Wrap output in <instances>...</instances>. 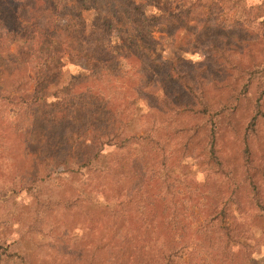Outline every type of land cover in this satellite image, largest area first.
<instances>
[{
    "label": "trees",
    "instance_id": "trees-1",
    "mask_svg": "<svg viewBox=\"0 0 264 264\" xmlns=\"http://www.w3.org/2000/svg\"><path fill=\"white\" fill-rule=\"evenodd\" d=\"M249 1L0 0L1 151L12 148L13 131L20 128V122L30 130L46 121L40 114H51L46 110L62 97L56 94L59 88H68L74 97L76 87L88 82L107 84L113 91L125 83L126 93L132 96L124 99L125 106L131 99H141L148 106L147 113L138 114L137 120L130 111L129 120L124 119L126 113H116L115 117L123 118L90 137L95 152L84 155L85 160L71 154L75 167L65 172L74 181L56 192V201L71 197L63 201L61 212L57 213L61 200L56 209L43 199L42 188L37 192L34 184L22 181L33 176L30 171L24 170L21 176L17 172L20 177L11 173L10 179L0 183V205L11 203L10 197L19 191L31 202L27 215L23 216L22 205L8 213L7 226H18L20 237L14 246L19 251L26 253V243L45 250L48 240H42L44 230L54 228L58 218L68 221L70 227L81 220L93 225L90 230L100 227L97 235L89 232L92 248L85 264H96L94 251L104 240H108L109 249L118 245L121 236L128 245L112 251L114 258H106L105 264L127 260L131 264L247 262L251 246L242 240L253 236L250 226L264 212V36L258 38L254 51V44L247 42L238 53L231 43L209 41L208 53L214 56L207 65L171 51L167 59L161 57L167 51V38L187 53L197 50L210 36L224 38V30L230 28L225 17L232 13L236 22L245 18V23L258 20L257 25L263 24L264 0L255 5ZM149 6L152 11H147ZM239 8L242 13L238 15ZM239 27L253 34L248 27ZM229 51L234 55L229 57ZM80 59L84 61L83 76L65 77V66ZM98 96L106 110L121 94L110 97L101 89ZM153 96L159 100L149 105ZM14 105H20L22 112L15 113ZM145 120L148 125L142 126ZM74 122L82 125L78 118ZM225 139L240 146L237 169L235 162L229 165L233 168L225 169ZM63 143L66 141L58 144ZM106 146L114 151L104 153ZM195 156L205 174L227 179L230 188L225 189L226 197L198 206L193 199L196 194L181 192L186 175L182 160ZM46 159L54 161L52 155ZM60 160L64 168L65 161ZM209 180L204 184L215 190ZM98 193L104 194L97 201L101 206L95 201ZM77 200L84 204L77 207ZM32 207L40 210L38 216L33 215ZM192 208L204 213L195 230L182 221L184 214H176ZM80 226L84 231L86 226ZM183 247H187V260L178 253ZM128 253L133 254L131 259ZM10 255L9 247L0 243V264Z\"/></svg>",
    "mask_w": 264,
    "mask_h": 264
},
{
    "label": "rangeland",
    "instance_id": "rangeland-1",
    "mask_svg": "<svg viewBox=\"0 0 264 264\" xmlns=\"http://www.w3.org/2000/svg\"><path fill=\"white\" fill-rule=\"evenodd\" d=\"M260 1L261 0H250L249 2L251 5H255ZM241 10L242 8L237 10L238 15L239 13H242L239 12ZM147 11H152V8L149 6ZM172 11L173 10H171V12ZM232 14L231 17H225V25H229L228 27L230 28L224 30V38H221L218 34L210 36L208 41L203 42L204 44H199V48H197V50L190 51L188 53L178 49L177 46L175 47L174 45H171L172 43L170 42V39L167 38L164 39V43H167L168 45L166 48L167 51L163 53V57H161V59H167V56H169L167 53L171 51L172 54H180L187 59L198 62L199 65H207L209 64V61L211 62L213 60L214 56V54L211 55L208 53V45L210 43L209 41L219 43V45H222L225 42L231 43V45H235L231 49L237 53L241 47H245L246 43L250 42V45L254 44V51L256 45H258L256 44L258 38H262L264 36V23L257 25L259 24L258 20H250L251 23L248 24L245 23V18L243 21L239 20V22H236V20L234 21ZM237 24L248 27L253 34H248L244 31H241L239 27L240 25ZM241 41L246 42L240 45V43H242ZM112 43L115 44V41H112ZM227 53H229V57L234 55L230 51ZM83 66L84 61L82 59L75 63H68L65 66L67 69L66 73H64L65 77L72 75L83 76ZM65 77L63 80L64 82H67V78ZM101 89H104L106 92L108 91V93L111 95L110 97H115L121 94L120 99L127 100L132 98V96H129L126 93L127 89L125 83H122L121 86L113 91L107 84L88 82L84 86L76 87L77 95L74 97L70 96L72 91H70L68 88L57 89L56 94L61 95L62 97L58 103L55 104V106L46 110L51 114H40L41 118L46 119V121L39 122L40 120L38 119L35 121L39 122L37 127H33L30 130L23 128L24 122H20V128L16 131H13L14 139L11 144L12 148L3 151L0 149V183L10 179L11 173L18 172L21 176V173L24 170L30 171L31 175L33 176L22 181H27L29 184H34L37 188V192L42 188V191L45 193L43 199L48 200V202L51 205H54L56 209L57 202L61 200L62 203L60 204L62 205L58 207L59 211H57V213L61 212L63 201L70 199L71 197H67L69 193L64 192V196L67 198L60 197L58 201H56V192H60L62 185H69L74 181L72 176L70 174L67 175V172H65L66 168L75 167L71 162L72 159H70L71 154L76 159H83L84 155L94 153L95 150L93 149V146H90L92 140L90 137L100 132L105 127H113L117 122H120V119H122L123 116L115 117L114 115L116 113H121L122 115L126 113L127 115H124V119L126 120H129V118L132 117L130 114H133V118L137 120L138 114H146L148 110L146 102L141 99H131L128 103V107L124 104L125 100L119 101L120 99H118L111 104L110 109H102L100 102L101 97L98 96L101 94ZM53 91L55 92V89H53ZM157 100H159V97L153 96L147 101V103L149 105H154ZM13 111H15V113L18 111L22 112L21 106L14 105ZM129 111L130 114L128 115ZM149 113L150 112H148V114ZM75 118H78L79 123L82 125H79L77 122L73 123V119ZM138 120L139 122H142V119L138 118ZM136 124L138 127L141 126L138 122ZM143 125L147 126L148 122L145 120L142 126ZM65 136L69 138L65 140ZM60 140L66 141V143L59 145L58 143L61 142ZM225 141L226 142L223 143L222 150L224 152V156L227 159L225 169H230L233 167H236L237 169L241 159L240 146L237 143L234 144L230 141L228 142L226 139ZM1 145L2 143H0V146ZM257 149L262 150L260 148ZM113 151L114 149L112 147L106 146L103 152L111 153ZM47 155H52L54 161L47 160ZM60 159L65 161L64 168L60 165ZM196 160L197 156H195L193 159L187 157L184 159V161L182 160V163L185 166L186 175L183 176L185 180L182 182V184H180L181 192L183 194L187 192H189V194L190 192L196 194L197 196L193 199L198 203H193L198 206L206 203L208 200H216L218 197H226L227 193L225 189L226 187L230 188L227 186V179L225 177L221 178V176L205 174V170L202 168L204 166L200 165ZM234 162L235 166H229L230 163ZM93 165L97 169L101 168L98 163L95 164L94 162ZM18 173L17 177H20ZM209 177V183L215 190H208V183L204 184L205 179ZM68 179L70 181H68ZM59 180H62L64 183L61 184ZM22 181H20V183H22ZM77 193L81 197L84 196V194L80 191ZM209 194H213L214 196L207 197ZM102 196H104L103 193H98L95 195L96 203L97 201H101ZM8 202L4 201V205H0V243L9 247V253L11 255L2 264H68V259H71L72 264L86 263L84 259L88 255L87 253L90 251V248H92V244L88 240L91 239L89 232H91L93 236L97 235L99 233L98 230H100V227H96L98 230L95 228L90 230L89 227H92L93 225L87 226L82 220L80 223L74 222L73 226L70 227L68 221L63 222L57 218L56 226L54 228H44L45 230L44 234L42 235V240H48L47 245L45 246L46 249L41 250V247L26 243L27 251L26 253H23L19 251L16 246H14L20 235H17L18 226L16 223H11L10 226H7V221L11 218L8 213L16 212V205H22L24 207L22 209L23 216L27 215V210H29L27 209V206H30L31 202L27 195L23 193V191L13 194L10 197L11 203L7 204ZM82 204L84 203L80 200H77L75 203L77 207L80 205L82 206ZM231 206L233 207V204H231ZM31 211L33 212L34 216H38L40 213L39 209H33V207ZM176 214L178 217H182V214H184L182 221L189 223L190 230H195L199 225H201L200 222L203 218H200V216L204 213L199 212L198 209L192 208L191 210H187L185 213L177 212ZM50 219L51 218H46V221H55V218H52L51 221ZM227 222L228 220L223 223L224 227L227 225L225 224ZM78 224L86 226L84 231L80 225L78 226ZM117 225L116 227H118ZM190 225L192 227H190ZM5 227H7V229H5ZM250 229L253 236H251L249 239H243L242 242L251 246V256L247 262L243 264H264V243L262 242L264 238V212L253 221ZM131 231L133 233V230ZM118 233L121 234L122 230L120 229ZM122 237L123 236H121L119 239L117 237V240H119L118 245H114L113 248L109 249L108 240H104L106 242L102 243L100 247L94 251L96 253V257H93V259H96L94 262L96 264H105L104 261H107L106 258H110L112 260L114 258L112 251L128 245L126 241L120 240ZM183 245H185V243H183ZM87 248H89L88 251ZM178 253L181 255V257L187 260V247H183V249L179 250ZM132 255V253H128V258L131 259ZM90 260L91 259H89L88 262ZM130 261L127 260L123 262V264H131L132 261Z\"/></svg>",
    "mask_w": 264,
    "mask_h": 264
}]
</instances>
